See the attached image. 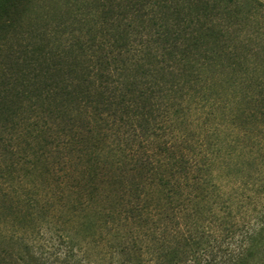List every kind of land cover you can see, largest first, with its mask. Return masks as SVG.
Here are the masks:
<instances>
[{"label": "trees", "instance_id": "16d2710c", "mask_svg": "<svg viewBox=\"0 0 264 264\" xmlns=\"http://www.w3.org/2000/svg\"><path fill=\"white\" fill-rule=\"evenodd\" d=\"M46 227L62 264H264V0H0V264H55Z\"/></svg>", "mask_w": 264, "mask_h": 264}, {"label": "rangeland", "instance_id": "374dc122", "mask_svg": "<svg viewBox=\"0 0 264 264\" xmlns=\"http://www.w3.org/2000/svg\"><path fill=\"white\" fill-rule=\"evenodd\" d=\"M40 13V12H39ZM52 225V224H51ZM76 223L73 224L72 221H68L67 216H62L61 220L59 219L52 227L57 232L62 227H69L71 229L75 228ZM45 233L38 236L36 243L37 246L40 247V252H44L46 257H49L51 261L55 264H62L64 261L67 260L69 254H71L70 250L68 249L65 240L58 237L57 232H53L52 229L46 227L44 229ZM37 236V235H36ZM36 250H38L36 248ZM78 254V252L76 251Z\"/></svg>", "mask_w": 264, "mask_h": 264}]
</instances>
